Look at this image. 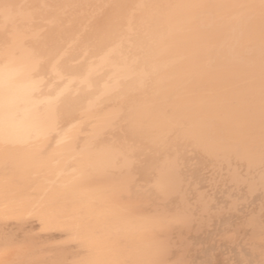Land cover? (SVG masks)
Here are the masks:
<instances>
[{"label":"bare ground","instance_id":"1","mask_svg":"<svg viewBox=\"0 0 264 264\" xmlns=\"http://www.w3.org/2000/svg\"><path fill=\"white\" fill-rule=\"evenodd\" d=\"M5 43L23 52L27 81L52 101L60 128L96 111L94 140L108 135L125 152L126 176L172 172L169 187L194 216L178 241L184 264H264V0H0ZM2 155L0 193L27 190V172L22 181ZM134 183L135 196L153 193ZM38 198L0 205V264H92L69 231L49 225L61 215L33 218L50 205Z\"/></svg>","mask_w":264,"mask_h":264},{"label":"flooded vegetation","instance_id":"2","mask_svg":"<svg viewBox=\"0 0 264 264\" xmlns=\"http://www.w3.org/2000/svg\"><path fill=\"white\" fill-rule=\"evenodd\" d=\"M5 88L8 86L0 83V90L2 89L0 91V135H2L0 136V153L3 152V155L10 157H7L6 166L14 167L13 164L16 163L17 170L21 168L24 178L29 175L26 179H44L43 181L47 180L50 182L49 184L62 176L69 178L63 184L66 188L56 195L57 199L51 192L42 193L44 196L40 195L44 205L73 199L76 202L87 200L94 206L91 212L77 209L70 214H82L77 219L65 218L63 214L58 220L54 219L57 221L56 224L55 221L52 223V219H50L49 225L54 224L53 228H58L57 231L60 229L59 232L66 230L67 232H65L68 233L69 231L78 241H76L77 243L86 246V249L92 252V261L96 264H167L175 252L170 246L172 239L170 237H164L162 240L155 239L156 237L147 228L150 223L152 225L154 222L136 215V207L122 205L120 190L128 189L130 191L135 180L128 176L121 180L119 185L101 182V178L98 176L102 170H108L110 166L117 163L116 160H111L103 153L86 155V149L78 147L75 131L63 137L53 146L51 139L54 135V128L55 126L60 127L55 115L51 113L42 117L33 104L25 102V96L21 94V90L12 87H9V90ZM4 95L5 98H3ZM2 107L7 108L4 111ZM83 129V127L80 128V130ZM11 140L12 143H10ZM5 156L3 157L5 158ZM87 160L91 162L86 163ZM12 161H14L13 164ZM73 165H77V170L68 172ZM27 169L29 170L27 171ZM173 181L174 178L169 177L162 179L158 184L159 188L165 191L166 195L163 196H167L168 201L177 197V195H173L174 188L169 187V185H176ZM154 188L156 191V186ZM47 197L49 198L46 199ZM37 199L40 200V198ZM41 201L39 202L41 203ZM89 216H93L90 221L91 225L88 228H81V224ZM77 221L82 223L72 226ZM172 230L169 231V235H172Z\"/></svg>","mask_w":264,"mask_h":264},{"label":"rangeland","instance_id":"3","mask_svg":"<svg viewBox=\"0 0 264 264\" xmlns=\"http://www.w3.org/2000/svg\"><path fill=\"white\" fill-rule=\"evenodd\" d=\"M14 16H16V15H14ZM3 28H4V26L1 27V29H3ZM8 32H6L8 34V35L6 34V36H8L9 39H8V37H6V41H7V39H8V41L12 40L11 37H15V36H13L14 33H12V32L8 33ZM13 40L11 42H13ZM9 45L10 44L5 43L3 46H0V47H2L0 50V78H1L0 80L2 82L0 81V83L6 84L8 87H12L13 89L21 90V94H23L25 96V98H24L25 102L33 104V106H35L37 108V110H38L37 112L42 117L48 116L52 112L49 109H47L46 107L48 106L47 104H51L50 102H52V101H50V99L47 100V98H45L46 99L45 100L43 97H40V93L38 92L40 90L37 89L36 87H34V85H36V84H35L34 80L31 78V76H30L31 79L28 77V81H27L26 76L30 75L31 70L27 69L28 66L26 64H28V63L23 64V62L21 61L23 58L21 59L19 54L23 55V52H21L20 48H19L20 49V51H19L17 49L18 47H16V49H15V47H10L11 45L10 46ZM8 52H10V53H8ZM11 53L15 56V57H13V60H12V58H10V56H13ZM16 54H18L20 60L18 59V57H16ZM4 55H6V56L8 55V56L6 57ZM5 57H6V59H4ZM8 57H9V59H8ZM15 59H17V61ZM23 60L25 61V59H23ZM18 67L21 69V72H20V69L16 70V69H18ZM11 69H13V70L10 71ZM23 69H24V71H23ZM6 70H7V73H6ZM1 73H3V74H1ZM20 73H21V75H20ZM52 74H54V72H52ZM2 75H3V77H1ZM24 76L26 78H24ZM22 79L23 80L26 79V80L23 81ZM21 80H22V82H21ZM30 81H31V83H30ZM24 83H25V85H24L25 88H22V87H24L23 86ZM31 84H32V87L30 88ZM26 85H28V86L26 87ZM36 86L39 87V85H36ZM29 88H30V90H29ZM33 89H34V91H32ZM34 98L36 99L35 101H34ZM45 102H47V104ZM96 110L98 111L97 107H96ZM86 113L87 112H85L84 110L83 111L79 110V112L76 113L75 118L72 121H70V123L66 124V126L68 125L67 127L65 125H61V127L63 126L62 128L55 126L54 135H53V138L51 139V144L54 146L63 137L68 136V135L74 133L73 131H75L74 135L76 138H78V142H77L78 147H79V149H86L85 150L86 155L93 154V153H103L106 157L110 158L111 160L117 161V163L110 166V168L108 170H102V172L100 173V175L98 177L101 178V180H100L101 182H110L113 185H116V184L119 185L121 180L128 178V176H126L127 175L126 173H127V171H130L129 163L132 166L133 162L128 160V157L126 156L125 152L124 153L122 152L123 150L121 152H117V151H115L116 149L110 148L112 146L111 143H113V142H111L107 139V138H110V137H108V135H106L104 138L102 135V137H99L100 139L97 138V140H94V139H96L95 136L98 137L100 135V132L103 129V128L101 129V127L98 128V124H100V122H102L101 120H103V119L101 118L102 117L101 114H97L96 111L91 112L90 116H88L89 113H87V115H86ZM94 116H96L97 118L96 117L94 118ZM83 117H85V118H83ZM81 127H83L84 129L80 130ZM106 127L109 128L111 126H106ZM60 129L63 131H61ZM88 162H91V161L87 160L86 163H88ZM2 165L0 166L1 167L0 168V175H2L1 173H3V171H5V172L8 171V170H2ZM127 165H128V167H127ZM76 170H77V165H73L70 167L68 172H74ZM148 173H149L148 177L143 181H139L134 173L132 174V178L135 180V183H134L135 187H139V186L141 187L142 186L143 192L146 191L148 193V192L153 191V193H151V195H147V194L143 193L142 195L137 197V196H135L137 193L133 194V192L128 191V189H126V190L121 189L120 194H122V197H121L122 198V205L129 206L131 208L136 207L137 208V210L135 211L136 215H138L142 219L147 218L152 223L154 222V224H152V225L150 223L147 226V228L149 229L150 233L156 237L155 239H157V240L164 239L165 231L173 229L172 235L170 234L168 237H170L172 239L170 244H171V246L174 247L175 252H174L172 259H170V261L167 264H184L185 261H188V260L184 258L183 259L184 261H183L181 256H180L181 259L178 257L179 256L178 255L179 250L181 249V247L178 245V241H179L180 237H182V235H184V233H182L183 231L181 228V227H183L184 222H186L188 219L194 218V216L192 213L189 215L187 214V210H188V204L187 203H188V201L186 202L185 197L181 194V192L183 193V191H181L180 189H177L173 192V195H177V197L170 200V201H168L167 196H163L165 194L163 192H165V191H163V189L159 188L158 184L162 181V179L171 177L172 172L170 170L158 165V166H155L154 168L150 169L148 171ZM24 179L25 178H22V181ZM26 180H28V179H26ZM26 180H24V181H26ZM41 180L42 179H34L33 180V178H32L31 179L32 182H30V185H29V187H27V190L25 188V189H21V190H18V189L10 190L9 189V190L4 191V192L1 191L2 193H0V201L3 198H4L3 200H5V199L6 200L4 202H0V205L1 206H3L2 204L13 205V204L17 203V201L28 202V201L32 200L33 198L34 199L36 197L38 198L39 196H37L36 194H37V192H40V190H42V189L43 190L45 189L44 191L48 192V193L49 192H51V193L55 192L54 195L56 196V195L60 194L61 191L66 188V186L63 184L66 183L69 180V178H65L64 176H62L61 178L54 181L50 185H49L50 182L46 181L47 184L45 182H44L45 185L42 184L43 188H41V186L39 185V182H41ZM11 181H12L11 184L14 185V182L17 183L18 180L15 179V181H14L11 179ZM34 181L35 182L39 181V182L35 183ZM36 184H37V186H36ZM154 186H156V191H155ZM38 187H39V189H38ZM48 189H49V191H48ZM32 191H33V193H32ZM30 192H31V194H30ZM11 196H13V198L9 199V197H11ZM124 196H126V197H124ZM177 198H178V201L174 202V200ZM179 198H180V201H179ZM56 203L57 204L52 203L53 205L50 204L48 206V208L46 207L47 209H42V210H37L35 212H32L31 215H33V218H34V216H35V218H37V217L40 218V219L37 218L38 221L44 220L42 222H45L46 216L47 217H49V216H58L59 217L60 215H63V214L65 215V218L68 217L69 219L74 220V219H77L79 215L82 216V214L70 215L71 213L75 212V210L83 209L84 212H91L92 209H94V206L91 203H88L87 200H83L81 202L80 201L76 202V200H73V199H71V200L66 199V200H62L61 202L59 201ZM13 206H15V205H13ZM16 206H18V205H16ZM49 212L51 214H49ZM92 219H93V216H89V217H87V219L83 223L80 221H77L74 224H72V226L77 225L78 223H82L81 228H88L91 225L90 221ZM162 222H164V223H162ZM73 240H75L74 237H73ZM81 248L86 249V246L81 245ZM85 249H83V250H85ZM86 250H88V249H86ZM85 256L88 257L89 260H91L90 258L93 259L92 252H90L89 250L87 252L85 251Z\"/></svg>","mask_w":264,"mask_h":264}]
</instances>
